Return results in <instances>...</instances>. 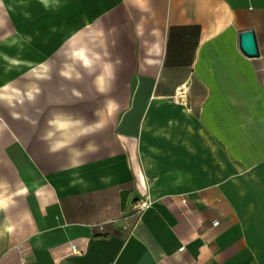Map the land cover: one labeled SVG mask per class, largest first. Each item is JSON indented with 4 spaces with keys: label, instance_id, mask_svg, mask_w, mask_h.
Instances as JSON below:
<instances>
[{
    "label": "crops",
    "instance_id": "1",
    "mask_svg": "<svg viewBox=\"0 0 264 264\" xmlns=\"http://www.w3.org/2000/svg\"><path fill=\"white\" fill-rule=\"evenodd\" d=\"M29 3L30 34L45 23L40 38L60 43L30 59L36 82L0 88V191L15 194L0 264H264V0ZM245 29L257 56L240 47ZM74 47L121 60L109 93L83 69L61 75ZM99 110L104 128L76 145L97 150L77 166L40 139L54 113L91 123ZM140 197L152 205L135 213Z\"/></svg>",
    "mask_w": 264,
    "mask_h": 264
},
{
    "label": "clouds",
    "instance_id": "2",
    "mask_svg": "<svg viewBox=\"0 0 264 264\" xmlns=\"http://www.w3.org/2000/svg\"><path fill=\"white\" fill-rule=\"evenodd\" d=\"M45 4L47 0H42ZM138 8L142 12H147L148 0H135ZM141 25H137L139 29ZM70 63H66L61 70V75L68 80L75 79L79 81L82 79L83 69L88 76L92 77V83L98 93L106 95L112 89L116 80V67L121 63L120 59L112 61L101 55L99 52L82 47L72 51ZM74 94L79 96L80 93ZM31 98V97H30ZM119 105L115 99L109 98L106 101V108L109 113H114ZM99 110L95 113L97 120L89 123L84 117H76L72 114L54 113L47 121V126L40 136V139L48 144V151L50 153H57L65 151L67 153V162L71 166H77L80 163V158L86 152H94L97 146L93 140H89L83 149L76 145L85 137L94 135L104 128V121ZM6 185V182H5ZM4 185H0V188ZM13 195L5 194L0 191V212H6L13 204Z\"/></svg>",
    "mask_w": 264,
    "mask_h": 264
},
{
    "label": "rangeland",
    "instance_id": "3",
    "mask_svg": "<svg viewBox=\"0 0 264 264\" xmlns=\"http://www.w3.org/2000/svg\"><path fill=\"white\" fill-rule=\"evenodd\" d=\"M5 4H10V3H15L16 6V11H12L11 9L9 10L8 7L6 10H8L9 12H7V22H6V28L4 29H0V48H4L8 51H14L15 53L18 51H20V49H22L23 52H21V56L19 54H16V56H20L17 60V62H15L16 64L12 65V69L10 70V72H6L3 67H6L7 65H9V60H7L4 57H0V75H1V80H0V88L2 87V85L4 84V82H6V80H8L7 78L9 76L14 77L15 74H17L18 71L22 72L25 71L24 69L28 68V66H22L24 64L29 63L31 57V55H35L36 52L38 54L37 57V61L38 63L43 64L44 63V55L46 54V52H49L50 50H52L53 48H55L56 46H58V44L60 43V40L58 38H56V35H53V38L51 39H44L42 40L40 37H44L45 35H48L45 33V31H47V28L45 27V23H36L35 27L38 29V33L35 35H30V40L29 41H24V43L20 44V47H12V45H8V44H2L4 42H2V37L6 34V32H14L17 30H30L31 26H33L32 21L35 20V18H29V15L24 12V10H30V0H24L23 2L20 0H4ZM34 5H36L34 7ZM33 8V9H32ZM36 8V9H35ZM31 10L33 12L34 15V11H38L39 14H41V16H43L44 14V8L41 7V5L37 2H32L31 4ZM43 17H41V20ZM32 20V21H30ZM39 20V19H38ZM9 30V31H8ZM4 31V32H3ZM30 32V31H29ZM36 39H34V37ZM10 46V47H9ZM19 48V49H18ZM18 49V50H17ZM33 49V50H32ZM41 56V57H39ZM20 62V63H19ZM9 73V74H8ZM4 81V82H3ZM1 94V93H0ZM5 95L8 96H12L10 95V93L6 92ZM2 106V102H0V107ZM0 130L3 128H7V122L9 123V119H6V117L4 115H2V110H0ZM11 119V118H10Z\"/></svg>",
    "mask_w": 264,
    "mask_h": 264
},
{
    "label": "bare ground",
    "instance_id": "4",
    "mask_svg": "<svg viewBox=\"0 0 264 264\" xmlns=\"http://www.w3.org/2000/svg\"><path fill=\"white\" fill-rule=\"evenodd\" d=\"M18 1V0H17ZM20 1H24V0H20ZM41 1V3H43V5L49 9H54V6L58 5V0H47V3L45 4L44 2H42V0H39ZM8 7V9L12 10V11H16V6L15 3H10V4H5V1L4 0H0V29H5L6 28V22H7V12H9L8 10H6ZM24 12H26L28 15H29V12L30 10H24ZM54 25V23L52 24ZM7 29V28H6ZM64 30L67 31L66 29V26H64ZM9 31V30H8ZM4 32V31H3ZM30 32L29 30H17V31H10V32H6V34L2 37V44H8V45H12V47H20V44L24 43V41H29L30 40ZM10 47V46H9ZM19 49V48H18ZM17 49V50H18ZM73 51L76 50V47H74V49H72ZM22 49H20V51H18V53L14 52V51H8L4 48H0V57H4L6 58L7 60H9V65H7L6 67H3V69L6 71V72H10V70L12 69V65L16 64L15 62H17L18 58L22 55L21 54ZM16 54H19L20 56H16ZM20 63V62H19ZM22 66H28L27 64H24ZM9 74V73H8ZM8 80H6V82H4V84L6 86L9 87V89L12 88V85H14V83L16 82V79L14 80V77L12 76H9L7 78ZM0 80H1V75H0ZM3 84V85H4ZM4 92H8L9 93V90H6ZM8 95H1V97H4V98H7Z\"/></svg>",
    "mask_w": 264,
    "mask_h": 264
},
{
    "label": "water",
    "instance_id": "5",
    "mask_svg": "<svg viewBox=\"0 0 264 264\" xmlns=\"http://www.w3.org/2000/svg\"><path fill=\"white\" fill-rule=\"evenodd\" d=\"M240 47L248 56H257L259 46L254 29H245L240 32Z\"/></svg>",
    "mask_w": 264,
    "mask_h": 264
},
{
    "label": "flooded vegetation",
    "instance_id": "6",
    "mask_svg": "<svg viewBox=\"0 0 264 264\" xmlns=\"http://www.w3.org/2000/svg\"><path fill=\"white\" fill-rule=\"evenodd\" d=\"M30 57H31V59L33 61H35V58H37L38 55L35 54L33 56V55L30 54ZM39 57H41V56H39ZM44 57H45L44 60H46L48 58V56L46 57V54L44 55ZM14 77L17 78L21 83H26L27 81H30V82L34 83L37 80L36 79V74L34 72H33V74L31 72L28 73L27 70L22 71V72L18 71L17 74H15ZM40 83L44 86L46 82L44 80H42V81H40ZM37 98L38 99H43L44 98V94L42 93V95L38 96ZM31 107H32V110L31 111H33L32 112L33 115H35V114H37V115L42 114L43 113V109L45 108L44 105H37V106L32 105Z\"/></svg>",
    "mask_w": 264,
    "mask_h": 264
},
{
    "label": "built area",
    "instance_id": "7",
    "mask_svg": "<svg viewBox=\"0 0 264 264\" xmlns=\"http://www.w3.org/2000/svg\"><path fill=\"white\" fill-rule=\"evenodd\" d=\"M152 205V201L150 198H143L140 197L139 199H137L133 206H132V210L135 213H142L144 212L146 209H148L150 206Z\"/></svg>",
    "mask_w": 264,
    "mask_h": 264
}]
</instances>
